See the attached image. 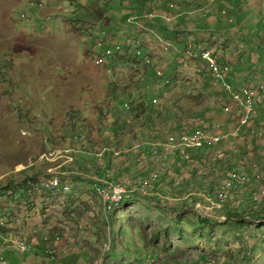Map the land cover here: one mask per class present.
I'll list each match as a JSON object with an SVG mask.
<instances>
[{"label": "rangeland", "instance_id": "1", "mask_svg": "<svg viewBox=\"0 0 264 264\" xmlns=\"http://www.w3.org/2000/svg\"><path fill=\"white\" fill-rule=\"evenodd\" d=\"M176 1L189 3L183 21L164 0H0V264H103V252L107 264H264V218L253 213L264 216V0H221L227 17L214 0ZM139 10L162 21L125 22ZM117 41L124 52L109 55ZM224 48L243 63H228L233 90H255L257 112L247 132L177 157L183 125L234 121L199 54L218 59ZM138 97L162 110L154 125L125 107ZM242 106L239 125L250 115ZM109 160L108 176L97 174ZM230 166L240 170L232 180ZM113 177L134 191L144 179L151 185L111 214L97 178Z\"/></svg>", "mask_w": 264, "mask_h": 264}, {"label": "bare ground", "instance_id": "2", "mask_svg": "<svg viewBox=\"0 0 264 264\" xmlns=\"http://www.w3.org/2000/svg\"><path fill=\"white\" fill-rule=\"evenodd\" d=\"M170 6L171 7H174V3H171L170 4ZM148 15H152V18H154L155 16H157V14H155V13H148L147 14V16ZM123 45H122V43L121 42H119V43H116V45H115V49H117L118 50V52L119 51H123ZM163 48L165 49V50H168L169 49V44H163ZM108 52H111V51H108ZM124 52V51H123ZM140 51H138V53H139ZM209 51H201V53H199L200 54V58L201 59H203V60H205L206 61V63H207V65L209 64V62H208V60H209V57H208V55H209ZM212 58V57H211ZM214 58V57H213ZM212 62L214 63L213 65H212V67H213V69H214V72H223V74H224V79H218L217 77H214L215 78V83L216 84H218V85H220L221 87H222V89L224 90V91H226V93L228 94V99H226V101H225V108H226V111L227 112H233V111H235V116H236V119H235V128H234V130L230 133V132H228V134L227 133H221L219 130H218V127H215V130H210L209 128H207L208 126H206V125H201V126H197V127H195L194 128V131H191L190 130V132L189 131H181V133H184L183 135H181L180 137H179V140H180V143H179V146L177 147L178 149H183V148H185V149H187V148H189V147H191V146H208V145H212V144H215V143H217V142H220V141H222L225 137H227V136H229V134H231V135H234V136H238V134L237 133H242V130H243V127L245 126V125H247L248 124V122L250 121H248V116L246 117V120H245V124L243 123L242 125H239L238 123H237V119L240 117V115L241 114H243V112H244V117H243V115H241V119H242V117H243V119L245 118V115H246V108L244 107V106H242V104H246V103H248V104H250L249 102H244V100H246V98H247V96L250 94V96L252 97V98H249L248 100H252V99H254V92H248V91H255V90H253V89H250V88H248V87H242L241 89H239V90H233V88H232V86H231V84L229 83V81L227 80V78H226V75H227V73L229 72V70H230V67L228 66V65H223V66H221L218 62H217V60L214 58L213 60H212ZM166 82L167 83H169L170 82V80L167 78L166 79ZM245 89H247L248 91H246V93L248 94V95H243V93H244V90ZM243 90V91H242ZM242 91V92H241ZM258 91V90H257ZM241 92V93H240ZM236 95H238V96H236ZM240 95H243L242 97L244 98V99H242V97L240 96ZM253 95V96H252ZM235 97L238 99H235ZM240 100L242 101V104H240ZM257 100H258V98H257ZM125 107L126 108H129V107H127L126 106V103H125ZM243 109H244V111H243ZM248 113H250V106H249V111H248ZM220 125V124H219ZM211 128H213V127H211ZM221 135H223V136H221ZM239 137H241L242 138V135H240ZM178 138V137H177ZM170 139L173 141L174 140V137L173 136H170ZM211 142V143H210ZM210 143V144H209ZM197 148H199V147H197ZM176 150V149H175ZM232 174H236V177H237V173H235V172H233V171H231L230 173H228V174H226L227 176H228V178L230 179V180H232L233 178H232ZM239 176V175H238ZM243 178H244V176L242 177V179H239V180H237V182H239L238 184H242L243 183ZM113 182L111 181V183L109 182V184H110V187L113 185V187H115V188H117V190L118 191H120V192H127V191H129L130 189L129 188H127L126 186H124L123 184H121V183H118V184H116V185H114V184H112ZM108 185V184H107ZM150 180H148V181H143L142 182V184H140V190H138L139 192H143V190H145V192L147 191V189L150 187ZM227 185H228V183H227ZM226 185V186H227ZM110 187L108 186V192H109V194H108V196H111V193H112V191H113V188L112 189H110ZM98 188V190H100V192H101V194L103 195L104 193H105V189H103V188H100V187H97ZM142 189V190H141ZM219 189V188H218ZM218 189L216 190V192L218 191ZM259 192L262 194V193H264V189L261 187V189L259 190ZM220 194V193H219ZM123 195H126V194H122V195H120V196H115V197H113L112 199H111V197H109L107 200L109 201H111L110 202V205L109 206H111L112 207V209H116V208H118L120 205H121V203L123 202V198H122V196ZM127 196V195H126ZM220 196V195H219ZM216 197V196H215ZM131 198V197H130ZM129 199V198H128ZM253 199L254 200H257L258 199V195L257 194H254V196H253ZM108 206V207H109ZM215 206V205H214ZM111 210V209H110ZM35 243V242H34ZM18 244H19V242H18ZM29 245V244H28ZM28 245H22V244H19V246H20V248H21V251L22 252H25V251H28V250H30L31 248H32V246H28ZM31 245V244H30ZM51 259H55V258H51ZM102 263H103V261H102ZM3 264H6V262L4 261L3 262Z\"/></svg>", "mask_w": 264, "mask_h": 264}, {"label": "trees", "instance_id": "3", "mask_svg": "<svg viewBox=\"0 0 264 264\" xmlns=\"http://www.w3.org/2000/svg\"><path fill=\"white\" fill-rule=\"evenodd\" d=\"M186 1H188V0H186ZM207 1H210V0H207ZM164 6L165 5H167V8H171L172 10H173V8L172 7H170V4L169 3H171V2H177L176 0H164ZM216 5H217V11H219V12H224L223 14V17H227L228 16V12L225 10V9H222L221 7H218V3H220L221 4V0H214L213 1ZM186 4V5H185ZM185 4H182V3H180V6H177V11L179 12V14L177 15V16H180L179 18L181 19V21H183L184 19H185V13H186V11H184V10H186V9H182V8H185V7H187L188 6V4L189 3H185ZM190 6V5H189ZM132 15H135V14H132ZM132 15H130V16H132ZM130 16H128L127 17V19L130 17ZM217 18V15L216 14H214V13H212V12H209V14H208V16H207V19L210 21V23H211V21H213V19H216ZM180 19H179V22H180V24L182 23L183 24V22H181L180 21ZM127 21V20H126ZM125 21V22H126ZM160 21H162L161 19H160V16L157 14V16H155L154 18H153V22H160ZM231 22L233 21L232 19L230 20ZM187 22V21H186ZM216 23V22H215ZM163 24V26H161L160 27V29L159 30H161L162 32L164 31V32H166V29H167V26L165 25L166 23H162ZM200 24V23H199ZM200 25H202V24H200ZM163 27V28H162ZM202 27L203 28H206L207 27V29H209V26H207V23H206V21L204 22V24L202 25ZM201 27V28H202ZM108 29H110V27H107ZM107 29V30H108ZM213 29V28H212ZM214 30H216V31H218L219 30V28H214ZM178 33H179V30H177V31H175V34L176 35H178ZM256 39V38H255ZM260 43H262V42H258V45L260 44ZM199 48V46H196L195 47V49H198ZM222 50V53H220V52H218V53H220V54H223L222 55V57L220 58H218L217 59V62L221 65V66H223V65H225V64H228V63H230V62H235V66H237V65H239V63L240 64H243L242 62H241V60L240 59H231V61H228V58L226 59L225 57H226V51H228L229 49H221ZM224 50V51H223ZM141 51V50H140ZM138 51H136V53H137ZM211 53V52H210ZM212 55L213 56H216L214 53H212ZM247 56H251V57H253L251 54H248ZM226 59V60H225ZM221 60H223V61H221ZM248 63H250L251 64V62H248ZM155 65V64H154ZM153 65V66H154ZM209 67V66H208ZM152 69V68H151ZM241 69V68H240ZM240 69H237L238 71H240ZM232 70L234 71V68L232 67ZM152 71V74H155V71L152 69L151 70ZM206 72H207V76H208V79H209V82L210 83H213V81H215V78H214V76H213V74H212V70H211V68L209 67V70L206 68ZM238 74V73H237ZM156 76H158V75H156ZM238 76V75H237ZM237 76H233L232 77V75H230V77H229V80H230V82L232 83V84H234V81L236 80L235 78L237 77ZM159 77V76H158ZM145 82H147V80L145 81ZM144 82V83H145ZM148 93H146L145 94V96L147 95ZM130 96H132V95H130ZM141 98L142 97H138V103H137V101H136V99L135 100H131L130 102H128L127 104L130 106V105H132V103H133V106H132V108L134 107V106H136V107H134L133 109H135L136 111H138V114H140V113H144V112H147L148 114H147V120H148V122L149 123H151L152 125H154L152 122H153V120H154V115H156V114H158V116H164L163 115V113L161 112L162 110L161 109H159V108H157V107H155L156 105H155V101L153 102V100L154 99H151V101H150V103H141L142 101H141ZM147 100V99H146ZM148 100H150V99H148ZM136 101V102H135ZM138 104V105H137ZM147 108H149V109H151V110H147ZM155 108H157V110L155 109ZM166 116H167V118H169L170 116L171 117H173L174 115L172 114V111H167V113H166ZM235 118V113L233 112V115L232 114H230V118ZM194 117H191V118H189L188 120L189 121H191L192 119H193ZM233 118V119H234ZM250 124V122L247 124V125H245L244 127H243V129L247 132V129H248V125ZM264 124V123H263ZM229 126L227 127V128H225V127H222L221 129H220V127H218V130L222 133H227L228 134V132H232L231 130L234 128V121L233 120H231V122H230V124H228ZM220 126H222V124H220ZM182 130L183 131H189L190 132V130L191 131H194V128H187L185 125H183L182 126ZM251 132H255V130L254 129H251ZM229 136H232L231 134H229ZM228 136V137H229ZM257 136V135H256ZM204 147H206L207 149H209V146H204ZM206 148H204V149H206ZM199 149H202L201 147H199ZM179 153H181V149L179 150V152H178V154L176 155L177 157H179ZM197 156H199V154L197 155ZM190 157V156H189ZM200 158H201V156H199ZM198 157V159L199 160H203L204 159V157H203V159H200ZM176 158V157H175ZM83 162V161H82ZM111 162L112 161H110L109 160V162H107V164H106V166L103 168V169H100V170H97V174H100V175H103V176H105V173L107 172V176H108V173L110 172V170L112 169V167H111ZM83 166H84V168H85V170H90V168H89V166H90V164H88V165H85L84 163H83ZM82 169V168H81ZM228 171L226 172V174H228V173H230L231 171H233V172H235V173H240V170L239 169H237V168H232V166H230V168L229 169H227ZM195 172H196V170H193L192 171V173H193V175L195 174ZM227 176V175H226ZM194 177V176H193ZM53 179V178H52ZM51 179V180H52ZM100 179V180H99ZM97 180H99V186L98 187H100V188H102V187H110V184H109V182L111 183V181L113 182L112 184H114L115 182V184L114 185H116V184H118V183H120V182H118L117 181V178H111V179H109V180H102L101 178H97ZM163 180H165L164 179V177L162 178L161 177V175H160V177H159V179H157V184L160 186V185H163V182H161V181H163ZM14 181V180H13ZM143 181H148V179H144V180H142L141 182H140V184H142V182ZM15 182V181H14ZM161 182V183H160ZM108 184V185H107ZM140 184H139V186H140ZM25 186H26V182H25V180L24 179H20V180H18V191H21L24 195L26 194V189H25ZM93 186V185H92ZM6 188L7 187H3V189L2 188H0V191L2 192H5L6 191ZM113 188V185L110 187V189H112ZM93 189H94V187H93ZM130 189V188H129ZM228 192V191H227ZM137 193H139V194H141V192H139V191H137V192H135V193H131V194H126V195H123L122 196V198H123V202L124 201H129V200H131V199H133L134 197H136V195H137ZM224 196V194H220V198H218L217 200H219V199H221V200H225L226 198H222ZM131 197V198H130ZM129 198V199H128ZM212 198V197H211ZM213 199V198H212ZM215 201H216V199H215ZM110 200L108 201V200H106V204H104V208H105V212H107V213H111L112 214V212L113 211H111L110 209H109V205H110ZM158 202H160L159 201V199H158ZM252 203H254V202H252ZM245 208H247V207H245ZM117 209V208H116ZM115 209V210H116ZM251 209V208H250ZM114 210V211H115ZM243 211H246L244 208H243ZM255 215H257V216H259V217H261V218H264V216L261 214V213H259L258 211H256V212H253ZM252 213V214H253ZM233 214V215H232ZM246 214V213H245ZM250 214L251 213H248L247 215H249L250 216ZM231 216H236V217H239V216H243L244 215V213H242V212H239V211H236V212H233V213H231L230 214ZM198 217L200 218V220H202V218L203 217H201V215H198ZM242 218V217H241ZM204 220H206V218L204 219Z\"/></svg>", "mask_w": 264, "mask_h": 264}, {"label": "clouds", "instance_id": "4", "mask_svg": "<svg viewBox=\"0 0 264 264\" xmlns=\"http://www.w3.org/2000/svg\"><path fill=\"white\" fill-rule=\"evenodd\" d=\"M171 3H174V2H171ZM171 3H169V4H171ZM175 6H177V5H175L174 4V7ZM171 7V6H170ZM173 8V7H172ZM148 13H155V12H153V11H149V12H146L145 14L147 15ZM144 14V16H146ZM156 14V13H155ZM131 17H136V19H140L141 17H143V16H141V15H137V14H135V15H132V16H130L128 19H127V21H126V23H128L129 21V19L131 18ZM146 18H149V17H147L146 16ZM130 23H133V22H130ZM135 23V22H134ZM102 38L100 39V41H99V43L98 44H101V45H103L102 44ZM139 40V39H138ZM119 42H121V41H117V42H115V44L113 43L112 45H109V46H107L108 48H105V51L110 55L111 54V52H108V51H111V49L113 48L115 51H117L118 52V50L117 49H115V45H116V43H119ZM122 43V42H121ZM167 44H169V43H167ZM122 45H123V43H122ZM163 46V45H162ZM136 51H140V48H138V47H136ZM201 51H203V49H201ZM201 51L199 52V53H201ZM207 51H209V52H211L210 50H208L207 49ZM141 53V51L138 53L137 52V55H139ZM102 55L103 56V58L106 56L105 54H103V53H99V54H96V55ZM211 55H212V53H210ZM108 56V55H107ZM213 56V55H212ZM216 60H217V57L216 56H213ZM201 59V58H200ZM203 60V59H202ZM204 61V63L206 64V68L209 70V67H208V65H207V63H206V61L205 60H203ZM225 65H228L229 67H230V70H229V72L227 73V75H226V78H227V80L229 81V83L231 84V86H232V88H235V86H233V84L230 82V80H229V77H230V73L232 72V66H230L229 64H225ZM214 84L216 85V83H215V81H214ZM218 85V84H217ZM220 86V85H219ZM221 87V86H220ZM243 87H248V86H243ZM222 88V87H221ZM249 88V87H248ZM156 89H158V86L156 87ZM251 89V88H250ZM222 92L223 93H225L226 95H227V97H228V94L226 93V91H224L223 89H222ZM228 99V98H227ZM154 101H156V100H154ZM226 101V100H225ZM225 101H224V103H223V111H225ZM129 108H130V106H129ZM128 109V108H127ZM255 109H256V106H255ZM226 113H228V114H232L233 115V112L235 113V111H233V112H227V111H225ZM257 112V111H256ZM256 114V113H255ZM234 118V117H233ZM252 118V117H251ZM235 119H236V116H235V118H234V123H235ZM193 120H196V118H193ZM251 120V119H250ZM250 122V121H249ZM248 122V123H249ZM195 125V124H194ZM201 125H206V126H209V125H207L206 123H205V120H201V121H199L198 123H196V127L197 126H201ZM211 127H213V126H211ZM193 128H195V127H193ZM234 128H235V125H234ZM234 128L231 130V131H233L234 130ZM244 130V129H243ZM234 136V135H233ZM228 137V136H227ZM226 138V137H225ZM224 138V139H225ZM223 139V140H224ZM222 140V141H223ZM221 142V141H220ZM218 143V142H217ZM217 143H215V144H217ZM213 145V144H212ZM208 146H210V145H208ZM106 250V249H105ZM104 253V259H103V264H107V261H108V257H105V255H107L108 256V253H105V252H103ZM53 261V260H52ZM105 262V263H104Z\"/></svg>", "mask_w": 264, "mask_h": 264}, {"label": "built area", "instance_id": "5", "mask_svg": "<svg viewBox=\"0 0 264 264\" xmlns=\"http://www.w3.org/2000/svg\"><path fill=\"white\" fill-rule=\"evenodd\" d=\"M147 17H149L150 19H152V15H148ZM136 17H131L128 21L129 22H137L136 21ZM209 57V64L208 66L211 68L212 70V74L214 77H217L218 79H224V74L223 72H214V69L212 67V60L213 58L210 57V55H208ZM248 92H254V99L252 100H244V102H249L250 103V115H249V118H248V121L251 119V117L256 113V109H255V106H256V102H257V93L256 91H248ZM126 106L129 107V105L126 103ZM225 111H226V108H224ZM239 134V133H237ZM137 191H134V190H129L127 192H120L117 190V188L113 187V191L111 193V199L115 196H120L122 194H131V193H135ZM219 192L220 194H223V191H217ZM28 246H32V245H28ZM51 251V254L54 250H50ZM51 258H56L55 254L54 255H51Z\"/></svg>", "mask_w": 264, "mask_h": 264}, {"label": "crops", "instance_id": "6", "mask_svg": "<svg viewBox=\"0 0 264 264\" xmlns=\"http://www.w3.org/2000/svg\"><path fill=\"white\" fill-rule=\"evenodd\" d=\"M219 4H220V3H219ZM143 6H144V5H143ZM143 6H142V7H143ZM165 7H167V5H165ZM182 9H187V7L182 8ZM184 11H186V10H184ZM136 14H137V15H141V16H143L145 13H144V14H140V10H139V11H136ZM110 35H111V34H109V36H110ZM114 44H115V42H114ZM62 263H63V264H66V262H64V260L62 261Z\"/></svg>", "mask_w": 264, "mask_h": 264}]
</instances>
